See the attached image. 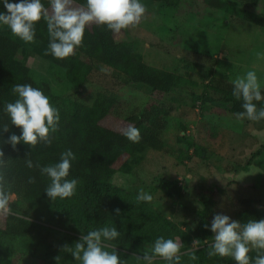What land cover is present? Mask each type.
Listing matches in <instances>:
<instances>
[{
  "label": "rangeland",
  "instance_id": "374dc122",
  "mask_svg": "<svg viewBox=\"0 0 264 264\" xmlns=\"http://www.w3.org/2000/svg\"><path fill=\"white\" fill-rule=\"evenodd\" d=\"M142 3L146 14L139 25L125 31L149 65L180 78L172 92L164 97L178 112L161 136L168 153L143 149L126 172H117L110 180L136 202L140 190L150 193L152 202L138 203L169 221L163 230L155 227L151 233L159 232V235L138 249L120 250L124 264H140L136 257L160 236L179 237L181 252H194L198 243L191 232L189 217L201 208L198 199L207 188L219 185L221 192L205 225H210L216 214L238 221L237 205L243 199L256 198L264 205V120H238L229 111L230 104H217L221 96L214 91L218 82L231 84V80L249 70L255 71L264 83V61L256 57L257 52H264V29L235 21L234 15L223 10L230 6L260 14L264 0H259L254 7L244 0H181L177 6L153 0H142ZM7 32L10 39L24 48V63L34 82L48 86L62 105L67 104L65 95L73 87L65 70L35 54V42L26 44L11 31ZM93 76L95 89L109 90L116 99L118 116L109 115L101 122L109 127L118 128L123 116L142 109L152 96L151 88L126 83L124 76L116 72L98 69ZM257 107H264V101ZM163 181L180 187V205L161 191ZM16 202L14 210L22 216L81 238L77 210L45 215L23 201ZM205 225L203 233L212 242L213 234ZM4 246L12 264H56L47 250L29 252L21 241H5ZM75 264L79 262L75 260ZM156 264L165 262L157 260ZM182 264L198 263L183 255Z\"/></svg>",
  "mask_w": 264,
  "mask_h": 264
},
{
  "label": "trees",
  "instance_id": "16d2710c",
  "mask_svg": "<svg viewBox=\"0 0 264 264\" xmlns=\"http://www.w3.org/2000/svg\"><path fill=\"white\" fill-rule=\"evenodd\" d=\"M153 1L168 6H177L181 2ZM244 1L253 7L259 2ZM42 2L50 8L49 0ZM85 2L75 0V6H82ZM223 10L234 15L235 21L264 29V8L260 14L230 6ZM0 11H6L2 5ZM7 31L10 30L6 26L0 28V151L3 152V157H0V187L11 194L12 214H0V264H12L5 251V241H21L32 253L47 250L56 264H75L71 253L64 248L74 245L80 239L67 231H57L15 212L16 200L23 201L45 215L77 210L76 222L81 234L105 225L116 226L121 232L120 237L106 243L110 244L109 250L115 248L124 261L120 250L138 249L159 235V232L152 235V230L157 227L163 230L169 221L148 212L144 205L130 199L126 192L113 186L110 180L115 173L126 172L137 153L143 149L168 153L161 136L168 128L169 120L177 114L178 108L164 97L172 92L180 78L149 65L144 55L136 49L134 39L125 30L115 33L96 24L86 27L83 44L74 56L59 60L50 54L45 55L49 37L46 23L41 20L36 25L33 51L65 70L73 91L65 95L68 103L62 105L48 86L38 85L31 78L24 63V48L10 39L6 35ZM98 69L116 72L124 76L126 83L146 85L152 90V96L142 109L123 116L118 128L101 123L109 115L118 114L112 92L96 90L94 87L93 75ZM24 83L41 88L49 96L51 103L59 110L60 122L57 131L50 134V142L41 141L35 146L21 143L13 149L7 141L13 134L20 135V129L11 125L4 112V105L16 99L12 86ZM214 91L221 96L216 100L218 105L230 104L228 109L234 114L242 111V101L233 97L231 84L218 82ZM131 125L140 131L139 142L133 143L123 135V130ZM5 126L9 129L7 132L3 131ZM69 149L75 159L71 162L68 178L78 180L77 191L71 198L50 200L45 193L50 179L41 173L40 168L58 162L61 154ZM26 158L32 161V168L27 167ZM160 189L180 205L182 194L177 183L167 184L163 181ZM220 192L219 185L205 189L198 199L201 208L189 217L191 232L198 243V248L192 252L198 264H235L231 258L210 257L208 251L211 242L203 233V227L214 212ZM116 209H119V215ZM236 217L242 223L249 219H264V205L256 198L243 199L238 202ZM249 255L255 258L257 251L253 249Z\"/></svg>",
  "mask_w": 264,
  "mask_h": 264
},
{
  "label": "clouds",
  "instance_id": "9594fccd",
  "mask_svg": "<svg viewBox=\"0 0 264 264\" xmlns=\"http://www.w3.org/2000/svg\"><path fill=\"white\" fill-rule=\"evenodd\" d=\"M0 5L6 10L0 11V27L6 26L13 36L26 44L35 42L36 25L43 20L49 37L45 55L50 54L59 60L76 54L83 44L88 25L105 26L119 33L139 25L147 11L142 0H86L82 6H75V0H49L50 8L45 7L42 0H0ZM256 57L264 61V52H257ZM231 84L233 97L242 101V111L236 113V118L253 122L264 120V107H257L264 101V83L257 73L249 70L231 80ZM12 92L16 99L4 105V112L11 125L20 129V135H11L7 142L13 149L21 143L35 146L41 141L50 142V134L58 129L60 113L49 96L41 88L28 83L14 84ZM8 130L7 126L3 128L4 132ZM123 135L133 143L141 139L140 131L134 125L123 130ZM0 157H3L2 151ZM74 159L75 155L69 149L61 154L58 162L40 168L41 173L50 179L45 189L50 200L75 195L78 180L68 178ZM25 160L27 167L32 168V161ZM136 199L138 202H152L153 196L140 190ZM10 200L11 194L0 187V214H12ZM116 214L119 215V209ZM205 227L213 234L208 251L210 257L231 258L235 264H264V219H249L242 223L228 215L216 214L211 224ZM120 235L116 226L105 225L82 233L78 242L65 246L64 250L70 252L79 264H124L116 249L109 250L110 244L106 243L116 241ZM253 249L257 251L255 258L249 255ZM183 255L196 259L194 253L181 252L179 237L160 236L136 259L140 264H156L157 260L165 264H182Z\"/></svg>",
  "mask_w": 264,
  "mask_h": 264
}]
</instances>
